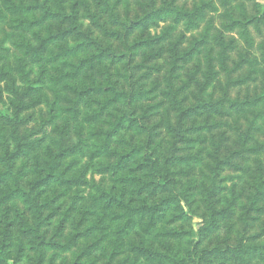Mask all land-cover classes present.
<instances>
[{
    "label": "trees",
    "instance_id": "16d2710c",
    "mask_svg": "<svg viewBox=\"0 0 264 264\" xmlns=\"http://www.w3.org/2000/svg\"><path fill=\"white\" fill-rule=\"evenodd\" d=\"M134 2L137 8L131 0H0V103L8 104L0 110V264H200L217 255L264 264V135H256L264 69L260 92L239 101L227 98L226 85L216 99L208 92L214 61L224 65L232 40L219 33L215 55L206 49L203 68L197 60L185 82L181 69L208 43L207 32L185 39L172 24L151 30L167 18L196 28L202 10ZM26 58L38 63L33 79ZM233 63L251 73L257 59L247 48ZM40 104L47 130L21 133L29 121L23 111ZM238 110L248 114L235 152L221 154L220 140L212 151L201 146L214 117ZM149 111H162L158 124H149ZM236 156L256 164L247 188L227 184L228 170L252 169ZM198 207L204 225L194 232ZM233 218L259 230L235 249L208 250L206 237L221 225L229 230Z\"/></svg>",
    "mask_w": 264,
    "mask_h": 264
},
{
    "label": "rangeland",
    "instance_id": "374dc122",
    "mask_svg": "<svg viewBox=\"0 0 264 264\" xmlns=\"http://www.w3.org/2000/svg\"><path fill=\"white\" fill-rule=\"evenodd\" d=\"M132 1L133 8H137L134 0ZM228 5H224L222 0H154V8L164 7L166 3H173L179 8L192 10L194 7L199 6L202 10V17L198 21V26L196 28H192L189 30L184 29L181 21H172L170 18H167L163 21H158V27L151 30L152 32L159 33L162 29L168 25H174L173 34L174 36H179L182 34L185 39H190L191 37H196L202 32H207V44L204 48H201V52L196 55V58L191 62L184 64L181 69L182 80L187 79L188 72L194 70L197 60L201 62V67L203 68V56L206 55V49H210L212 55H215V52L218 50V46L216 45V37L219 33L224 38L225 42L227 40H232V44L234 45V49L229 51L228 59L225 60L223 66H220L219 62L214 61L215 70H216V78L211 83L210 89L208 90L213 93V96L216 99L221 98L223 94V88L227 87V98L230 99H238L239 101H243L246 98H250L254 95V93L260 92L261 87V70L264 69V64L262 63V47L264 45V0H228ZM233 20V22H231ZM245 26L247 30V35L249 38V42L252 44L250 47L247 46V43L244 41L243 29L242 26ZM5 31H9L7 27V23H3L1 25ZM3 36L2 32H0V38ZM70 43V42H69ZM185 45V44H184ZM4 46H8L10 49L9 54L14 51L12 45L9 43L4 44ZM165 46V44H163ZM250 48V54L257 59L256 70L254 72L248 73V66L243 64L238 69H233L234 60L238 58L239 53ZM56 50V48H54ZM141 53V52H140ZM210 53V55H211ZM7 54V53H6ZM19 54V53H17ZM140 59L139 55L135 56L134 62ZM28 64L27 68L31 69L30 76L31 78H35L38 72V63H34L28 58L25 59ZM132 62L133 64H135ZM158 64H162L163 60L157 61ZM31 67V68H30ZM142 72L137 71L135 73L134 79H139ZM250 76V80H247L244 83H240L238 80L243 78L244 76ZM197 78H202L200 73L196 74ZM195 79V77H194ZM193 79V80H194ZM151 80V79H150ZM182 82L177 83L180 86ZM0 86L2 84L0 83ZM45 91V88L43 89ZM194 92V91H192ZM187 95V100H185V104L193 101V96L190 90H184L183 95ZM51 98V95H50ZM5 101V99H4ZM8 104L0 103V110H7ZM44 105H36L34 107H30L23 111V115L29 116V121L23 124L20 128L21 133L33 137L40 136L42 130H47L46 125H42V116L44 112ZM229 114H225L221 117H214L213 121L217 123V126L214 127L210 132H205L201 136L198 137V140H201V146L206 149L212 151L213 143L217 140L221 141V154L228 155L237 150V127H243L245 124L244 117L247 116V112L243 111ZM162 111H149L147 114H150L149 124H158L159 118ZM10 113V112H9ZM8 113V114H9ZM264 118V112H263ZM210 122V121H209ZM264 119L258 122L259 131L257 132L258 140L263 139L264 133ZM161 128V127H158ZM159 130V129H158ZM161 140H167V136L165 134V130L162 128L161 130ZM237 158V156L235 157ZM246 158V159H245ZM244 159L237 158V163L241 165L249 164L252 168L246 174H241L239 171H231L228 170V178L227 184L236 183V188L242 189L248 187L249 184V176L252 174L253 170H255V162L254 160L247 156ZM262 158V157H260ZM263 159V158H262ZM261 159V160H262ZM263 161V160H262ZM95 180L99 179V176L94 177ZM203 208L198 207L195 209V213L191 215L190 218V227L197 232V229L202 227L203 224ZM232 225L229 230L225 227V225H221V227L214 233L210 234L206 237L203 244L205 243L208 250L216 247L220 249L229 248L235 249L236 245L240 241H245L248 237L255 234L259 228L255 227L254 229L246 230V227L242 226L236 218L232 219ZM258 222V221H257ZM259 224V223H258ZM261 226V224H259ZM196 238V236H194ZM236 264L229 260H223L219 255L215 258H211V263L201 262L200 264ZM190 262V261H189ZM25 264V263H21Z\"/></svg>",
    "mask_w": 264,
    "mask_h": 264
}]
</instances>
